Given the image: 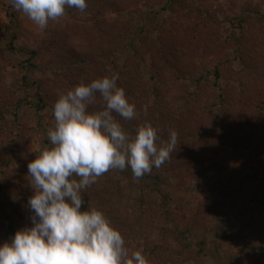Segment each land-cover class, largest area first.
Returning <instances> with one entry per match:
<instances>
[{"label":"rangeland","instance_id":"rangeland-1","mask_svg":"<svg viewBox=\"0 0 264 264\" xmlns=\"http://www.w3.org/2000/svg\"><path fill=\"white\" fill-rule=\"evenodd\" d=\"M86 4L83 12L66 8L62 17L41 29L10 0H0V245L16 233L6 230L11 220H5L4 194L12 192L23 200L33 195L28 164L44 147H51L52 106L78 84L114 75L115 54L131 73L128 86L133 91L127 97L136 106V116L122 122L125 131L129 134L132 122L138 127L151 123L162 131L161 142L168 141L170 130L177 133L168 159L178 169L168 205L175 216L163 226L164 248L150 253L161 235L155 224L140 223L139 212L143 200L161 201L162 195H151V178H135L130 167L109 169L98 177L82 192L86 206L109 217L129 252L142 251L149 264H264V0H86ZM240 17L246 19V27L233 22ZM237 34L247 54L230 63ZM10 38L15 51L8 46ZM167 45L178 49V58H171L182 71L211 77L219 68L222 72L218 82L231 102L226 123L222 117V128L214 137L207 131L219 151L215 147L204 156L191 154L210 121L222 115L218 107L206 109L221 94L212 80L205 81L197 95L199 83L180 79L172 69L163 79L162 96L157 98L147 88ZM31 50L37 51L33 60ZM223 60L225 64L218 66ZM71 62L73 67H67ZM40 84L48 102L44 108L34 95ZM121 87L126 89L127 83ZM103 107L96 93L89 110ZM235 147L236 156L229 150ZM224 165L229 166L227 180L205 183ZM233 169L241 170L239 177ZM179 249L188 252L177 258Z\"/></svg>","mask_w":264,"mask_h":264},{"label":"clouds","instance_id":"clouds-1","mask_svg":"<svg viewBox=\"0 0 264 264\" xmlns=\"http://www.w3.org/2000/svg\"><path fill=\"white\" fill-rule=\"evenodd\" d=\"M41 29L62 17L66 8L83 12L86 0H11ZM118 74L80 83L54 104L51 147H44L28 164L34 192L27 206L31 226L0 245V264H149L145 254L129 252L121 232L105 214L88 206L82 192L109 169L131 168L135 178L159 168L175 150L177 133L159 141L151 123L130 136L114 113L124 120L136 116V106L118 86ZM99 93L104 107L90 111ZM78 178V179H77Z\"/></svg>","mask_w":264,"mask_h":264},{"label":"trees","instance_id":"trees-1","mask_svg":"<svg viewBox=\"0 0 264 264\" xmlns=\"http://www.w3.org/2000/svg\"><path fill=\"white\" fill-rule=\"evenodd\" d=\"M11 1V0H10ZM12 4V2H11ZM234 21H237V25L242 28V27H246L247 26V21L246 19H244L243 17L237 18ZM235 42L238 43V46L235 47L234 49V54L235 56L231 58H228L230 63H233L234 60H239L245 59V55L247 53H244V49H243V41H242V36H238V34L235 37ZM9 48L12 51L16 50V47L13 44V39L10 38L9 44H8ZM173 45H167V47L163 46V49L165 51L160 52L161 53V61L163 60V63L161 66L159 65H155V70L152 71V75L150 77V82L148 84V89L150 90V92L155 95L157 98L162 96V92L164 90V77L167 74L168 71L172 70V69H176L178 71V73L180 74V79L184 78V77H189V79L195 83H199L197 85V91L196 94L200 95V93L202 92V85L205 84V81H210L212 80V86L214 89L219 90L221 89V94L217 96V103L216 104H212V106L210 108H206L209 110H212L213 107H218L219 110H221L222 115H220L221 117L218 118H213L212 121H210V123L208 124V126L204 129L203 134L200 135V137L203 139L200 143L197 144V146L195 148L192 149V156L194 157H200L201 155L204 156L205 153L207 154L208 149L210 148H217V151H219L221 149L220 145H218L217 142H214V140H212L211 137L207 136V133L212 132V135L214 137V135H218L219 131L221 130V126H222V117H223V124L226 123V111H228L229 109V105H230V100H228L227 95H225V89L224 91L222 90V87L218 80L221 79L222 77V72L219 69H217L215 71V74L211 77L208 76L206 74H200L198 76H196V73H200V72H194L191 73L190 71H182L179 68H176L177 63H173V59L178 58V54L177 51L178 49H172ZM172 47V48H171ZM171 48V49H170ZM180 52V51H179ZM30 53V58L33 60L37 57V51L36 50H31L29 51ZM115 53V52H114ZM113 53V54H114ZM114 59L115 60L113 62L114 65V74H118V81L117 84L118 86H122V83L126 82L127 83V88L124 89L126 92V95L128 96V94L133 91L129 86H128V81L130 80V71L127 70L125 64L122 65L123 63H119L118 57L117 55L114 54ZM173 57V59L171 58ZM225 61H221L218 62V66L219 65H224ZM139 65V64H138ZM154 66V65H153ZM67 67H73V62H71L70 64L67 65ZM164 69V70H163ZM159 70V71H158ZM197 71V70H196ZM133 75V74H132ZM134 76V75H133ZM135 77V76H134ZM27 80V81H26ZM25 82L29 83L30 82V77H26L25 78ZM256 85V82H255ZM42 85L40 84L39 86H36L35 88V99L38 101V103H41V108H44L47 106L48 102H46V98L45 96L42 94ZM145 102H147V98H145ZM158 106V104H157ZM54 106H52L53 109ZM188 107V106H187ZM189 110V112L191 113L189 116H193L194 115V110L193 109H187ZM99 111V110H97ZM179 112L182 113V110H180ZM224 114V115H223ZM115 118L117 120H120L121 124L122 122H124L125 120L121 117H119L118 115L114 114ZM138 128V125L135 122H132L130 124V132L129 135L130 136H134L136 134V129ZM206 130V131H205ZM208 131V132H207ZM158 134V138L159 141H161V136H162V131L157 132ZM217 143V145H216ZM235 149V150H234ZM234 149L229 148V150L231 151V154L236 156V150L237 147H235ZM223 152V150H221ZM220 151V152H221ZM174 160H167L164 164H162L159 168H154L152 169V171L150 173H147L146 177H150L151 178V183L149 184V193L152 195V193H161L162 195V199L161 201H159V199H155L152 201H148V200H143V204L141 205L142 210H140L139 215H140V223H143L145 221H149L153 224H155L156 227H154L155 230H157L159 232V235H161V237H159L157 240H155L152 244L153 248L151 250L150 253L158 254L159 251L161 249L164 248L163 242L164 240H166L167 238V233H164V229L163 226L172 221V216H175V212L171 211L168 208V205H170V203L173 201V195H172V179H176L177 178V172L178 169L175 167L174 164ZM15 166V165H14ZM225 166V165H224ZM229 166L226 168L223 167L220 170H217L215 172V174H212L210 178H207V181L205 183H207L208 185L215 183V184H219L220 182H223L225 179L227 180V178L225 177L226 173L229 171ZM232 173L236 176L239 177V174L241 173V170L238 169V171H236L235 169H233ZM20 173H18L19 175ZM6 175V173H5ZM2 190L6 188V186L1 185ZM166 187V189L164 188ZM170 187V190L168 189ZM1 193H3L1 191ZM5 198L3 197V201H6V207H7V212L5 214V220H11L8 228L6 230H11V233L14 234L15 231L17 232V230L24 228V227H29L32 224V221L30 219L32 213L30 212V210L28 209L27 206V201L28 200H23L22 198H20L19 196H17L15 193L13 194L12 192L9 193H5L4 194ZM83 198V196H82ZM154 198V197H152ZM84 200V199H83ZM88 207L85 204V200H84V204L82 205V210H86ZM97 210H100L97 208ZM27 213V214H26ZM120 216V215H119ZM27 217V218H26ZM112 218V216H110ZM23 218L27 219V222L25 224H23L21 222V220H23ZM108 220L110 219L109 217L107 218ZM118 223V222H117ZM125 224V223H124ZM152 224V226H153ZM113 225V224H112ZM116 229H117V225H113ZM185 227V231L189 230L188 226H184ZM15 230V231H14ZM120 231V230H119ZM10 233V231H8ZM188 232H192V231H188ZM188 251L185 249H179L177 250V253L173 254L175 255V257H181V256H185L186 253Z\"/></svg>","mask_w":264,"mask_h":264}]
</instances>
